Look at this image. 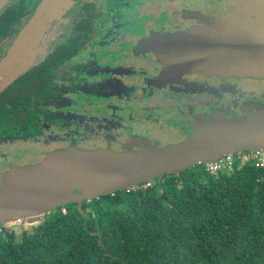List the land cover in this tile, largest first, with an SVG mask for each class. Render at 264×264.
<instances>
[{
    "label": "flooded vegetation",
    "instance_id": "obj_1",
    "mask_svg": "<svg viewBox=\"0 0 264 264\" xmlns=\"http://www.w3.org/2000/svg\"><path fill=\"white\" fill-rule=\"evenodd\" d=\"M26 1L33 13L39 0ZM245 1L74 0L40 60L0 93V183L56 150L167 146L217 113L263 109L264 77L192 65L175 41L220 16H245ZM16 33L0 35V59Z\"/></svg>",
    "mask_w": 264,
    "mask_h": 264
},
{
    "label": "trees",
    "instance_id": "obj_2",
    "mask_svg": "<svg viewBox=\"0 0 264 264\" xmlns=\"http://www.w3.org/2000/svg\"><path fill=\"white\" fill-rule=\"evenodd\" d=\"M7 8L4 36L33 11L26 0ZM235 156L232 167L200 163L5 228L0 264H264V167Z\"/></svg>",
    "mask_w": 264,
    "mask_h": 264
},
{
    "label": "water",
    "instance_id": "obj_3",
    "mask_svg": "<svg viewBox=\"0 0 264 264\" xmlns=\"http://www.w3.org/2000/svg\"><path fill=\"white\" fill-rule=\"evenodd\" d=\"M9 1L0 0V11ZM73 2L39 0L0 59V93L40 60L46 34ZM245 3V16L223 15L188 37H176L185 62L224 75L264 77V0ZM253 148L264 149V108L244 115L217 113L191 136L167 147L56 150L37 164L6 174L0 183V225L15 218L35 223L39 213L55 207L77 202L81 209L85 200L101 194Z\"/></svg>",
    "mask_w": 264,
    "mask_h": 264
},
{
    "label": "built area",
    "instance_id": "obj_4",
    "mask_svg": "<svg viewBox=\"0 0 264 264\" xmlns=\"http://www.w3.org/2000/svg\"><path fill=\"white\" fill-rule=\"evenodd\" d=\"M250 155L254 159V164L256 167H264V149L253 148L251 149ZM248 156H249L248 154H245L244 156L241 157V160L246 161ZM233 164H234V153H227L220 156L216 160L206 162V170L208 172H216L225 167H232ZM150 184L151 181L147 182V185ZM112 194H114V192ZM63 211L66 212L65 209H63ZM21 223H24L23 218H15L13 220L7 221L6 223L0 225V233L4 231L5 228H15L16 227L15 225Z\"/></svg>",
    "mask_w": 264,
    "mask_h": 264
},
{
    "label": "rangeland",
    "instance_id": "obj_5",
    "mask_svg": "<svg viewBox=\"0 0 264 264\" xmlns=\"http://www.w3.org/2000/svg\"><path fill=\"white\" fill-rule=\"evenodd\" d=\"M11 2H12V0H11ZM9 3H10V1H9ZM7 7H5V8H3V12H1L0 13V15L2 14V13H5L6 11H7ZM188 138V137H187ZM186 139V138H185ZM185 139H183V140H185ZM183 140H181V141H183ZM181 141H178V142H176V143H179V142H181ZM176 143H171V144H176ZM171 144H169V145H171ZM155 146H158V147H167V146H159V145H151V144H149L147 147H145V148H143L142 150H147V149H149V148H151V147H155ZM73 147H75V145L73 146ZM77 147V146H76ZM112 149V148H110V147H107V148H100V149ZM125 149H129V148H125ZM124 149V150H125ZM112 150H114V149H112ZM249 150H251V149H248V150H244V151H239V152H236L235 153V157H237V155L241 158L242 156H244L245 154H250L251 153V151H249ZM116 151V150H115ZM119 151H122V150H119ZM249 151V152H248ZM56 209H53V210H51V212H54ZM39 215V214H38ZM24 219V223H21V224H17V225H15L16 226V229H17V231L18 232H20V231H22L23 229H31L32 227H33V225H32V223H30L29 221H28V219L27 218H23Z\"/></svg>",
    "mask_w": 264,
    "mask_h": 264
}]
</instances>
